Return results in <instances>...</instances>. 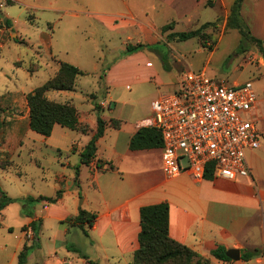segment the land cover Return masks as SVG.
<instances>
[{
  "label": "rangeland",
  "instance_id": "374dc122",
  "mask_svg": "<svg viewBox=\"0 0 264 264\" xmlns=\"http://www.w3.org/2000/svg\"><path fill=\"white\" fill-rule=\"evenodd\" d=\"M215 1L208 3L214 5ZM0 3H4L2 7L0 4V186L9 196L18 199L0 210V264H18L23 245L33 241L29 223L37 218L42 221L39 242L29 250L24 264H89L80 252L86 253L95 264H131L132 257L106 256L79 226H71L64 236L62 230L66 224L54 218L55 202L23 201L28 195L55 196L59 189L63 190L62 195L65 192L66 202L74 197L76 188L67 184L76 185L78 165L65 167L63 162L70 160L73 165L77 159L81 162L84 147L72 150L71 146H78L85 137L59 124L50 136L30 129L26 94L53 76L61 61L70 62L85 74L78 76L75 90H49L48 98L74 102L89 131L100 114L110 117L117 113L134 124L152 114L156 98L161 92H172L188 69H205L208 74L230 82L252 80L258 99H263L264 53L254 44L239 51L241 34L227 26L224 12H220L214 23L204 29L208 35L205 39L168 41L169 31L163 32L155 49H144L145 55L129 60V67L121 69L113 81L106 83V72L123 56L120 43L126 33L113 32L100 25L97 18H88L87 6L95 7L94 3H98L96 7H100V0H14L10 3L0 0ZM216 7L203 10L200 20L216 16L219 6ZM5 17H9L10 24L5 22ZM197 27L198 23L181 22L175 31ZM125 43L121 45L124 47ZM148 61L153 66L147 67ZM30 66L36 70L29 71ZM106 98L112 100L111 111L105 109L100 113V108L107 107L101 103ZM91 105L96 112L89 114L87 108ZM259 115L262 117L258 123L261 147L246 149L245 154L263 177L264 102ZM61 173L66 175V182L58 180ZM73 173L75 182L71 179ZM54 236L66 238V243L55 245ZM70 245H76L80 252L74 253L68 248ZM56 256L68 259L66 263H56ZM166 264L183 263L176 260Z\"/></svg>",
  "mask_w": 264,
  "mask_h": 264
},
{
  "label": "crops",
  "instance_id": "0c3cea01",
  "mask_svg": "<svg viewBox=\"0 0 264 264\" xmlns=\"http://www.w3.org/2000/svg\"><path fill=\"white\" fill-rule=\"evenodd\" d=\"M208 1L100 0V7H96L98 3H94L96 8L87 6V15L88 18L92 16L97 18L100 25L113 32L126 33L122 41L126 42L125 46L120 43L121 49L124 50L131 42L159 43L163 35L162 26L171 21H174L175 30L176 25L181 22L198 23L200 26L204 22L213 21L220 12H224L227 19L234 0H216L214 5ZM3 5L4 3L1 7ZM216 6H219V13L216 16L205 21L200 20L203 10L207 7L217 8ZM241 14L252 35L261 40L264 53V0H243ZM8 18L5 17V20ZM138 55L145 53L141 50L123 55L114 62L106 72V83L109 80L113 81L121 69L128 68L129 60ZM146 66L150 67L153 64L148 61ZM127 86L130 84L127 83ZM263 102L264 98L259 99L260 113ZM101 103L107 107L102 108L100 113L105 109L111 111L109 107L112 103L111 98H106V101L102 100ZM87 111L89 114L96 112L93 105L89 106ZM101 117L106 121V127L104 134L97 140L96 157L88 164L79 162L80 159L75 160L74 165L70 160L63 162L65 167L77 165L79 167L77 180L75 173L71 176L72 181H77L76 185L67 184L76 188L74 197L66 202L64 192L54 203V218L59 223L66 224L62 230L64 236L74 225L62 221L76 216L80 208L96 212L97 219L89 228V238L93 244L97 243L99 249L111 258L132 257L139 246L141 206L167 201L170 206L171 237L210 257L211 264H264L263 255L248 261L240 258L230 262L211 255V251L218 245H223L226 250L232 247L239 248L241 257L245 251L264 248V176L259 174L254 164L248 162L251 173L235 180L213 174L212 178L198 179L188 171L168 176L161 168V146L144 149L129 147L130 138L138 130V123L142 119L133 124L117 113L110 114V117L102 114ZM112 118L121 121L119 127L112 125ZM259 119L262 117L259 116ZM92 123V130L87 133L75 130L85 137L80 139L81 144L78 146L72 144V150L79 149V146L85 147L89 142L97 129V122ZM65 176L59 174L58 180L61 183L66 182ZM54 242L55 245L66 243V238L61 240L54 236ZM66 256H56V263H66L68 259Z\"/></svg>",
  "mask_w": 264,
  "mask_h": 264
},
{
  "label": "trees",
  "instance_id": "16d2710c",
  "mask_svg": "<svg viewBox=\"0 0 264 264\" xmlns=\"http://www.w3.org/2000/svg\"><path fill=\"white\" fill-rule=\"evenodd\" d=\"M10 2L11 0H8V3ZM242 2L243 0L233 1L227 16V26L237 29L241 34L238 45L239 51L247 50L250 44H254L262 51L261 40L252 35L247 22L242 17ZM6 23L10 24L9 19ZM213 23L214 21H207L195 29L175 31L174 21H171L162 26V32L169 31L166 35L168 41L172 39L187 40L192 37L205 39L208 35L204 29ZM157 44L158 43L148 44L142 42L128 43L125 49L122 50V55L133 54L144 49L153 50ZM28 70L33 72L36 69L30 66ZM83 74H85V72L79 66L70 62L61 61L57 72L53 76L26 94L29 108L30 129L45 136H50L54 126L60 124L70 129L79 130L82 133L89 132L88 126L83 124L80 120L78 108L73 102L52 100L46 95L49 90H74L78 76ZM110 106L111 104L109 107ZM97 107L99 109L98 105ZM101 109L102 108H100V111ZM111 123L114 127H119L121 121L112 118ZM105 127L106 121L99 115L97 117L96 132L81 152L82 163L88 164L92 158L96 157L97 140L104 134ZM161 145L162 137L160 132L150 126H140L129 141V147L131 149L153 148L160 147ZM99 164L98 162V165ZM78 174L79 167L77 166L76 179ZM205 177L212 178V172L209 171ZM62 192L63 190L59 189L55 196L41 195L38 198L28 195L23 198V201L37 199L47 203H54L61 197ZM16 200L18 199L9 196L0 186V210ZM169 208L170 206L167 201L141 206V230L138 234L139 246L132 254L131 264H166L176 260H180L183 264H211L210 257L200 254L191 247L171 237L169 230ZM97 216L98 214L96 212H90L80 208L76 216L62 222H69L71 225L79 226L83 232L89 236V228L94 225ZM41 223L42 221L40 218L34 219L29 223L34 235L33 241L31 244L26 243L23 245L18 254V264H24L29 250L38 244ZM68 248L72 251L80 252L74 245H70ZM80 254L83 258L88 260L89 264H95L86 253L80 252ZM211 255L225 262L232 261V259L226 255V247L223 245H218L217 248L211 251ZM259 255L264 256V248H255L254 250L245 251L241 259L248 261Z\"/></svg>",
  "mask_w": 264,
  "mask_h": 264
},
{
  "label": "built area",
  "instance_id": "2783aa9c",
  "mask_svg": "<svg viewBox=\"0 0 264 264\" xmlns=\"http://www.w3.org/2000/svg\"><path fill=\"white\" fill-rule=\"evenodd\" d=\"M259 99L252 80L230 82L205 69H188L172 92L161 93L138 125L162 137L161 168L202 179L235 180L251 173L246 149L260 148Z\"/></svg>",
  "mask_w": 264,
  "mask_h": 264
},
{
  "label": "water",
  "instance_id": "95a60500",
  "mask_svg": "<svg viewBox=\"0 0 264 264\" xmlns=\"http://www.w3.org/2000/svg\"><path fill=\"white\" fill-rule=\"evenodd\" d=\"M226 255L232 260H239L241 258V251L239 248H228L226 250Z\"/></svg>",
  "mask_w": 264,
  "mask_h": 264
}]
</instances>
